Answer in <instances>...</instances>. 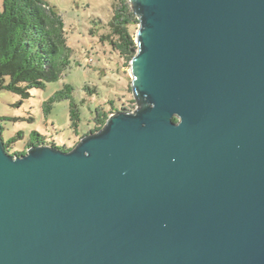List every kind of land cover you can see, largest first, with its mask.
Here are the masks:
<instances>
[{
	"label": "water",
	"instance_id": "95a60500",
	"mask_svg": "<svg viewBox=\"0 0 264 264\" xmlns=\"http://www.w3.org/2000/svg\"><path fill=\"white\" fill-rule=\"evenodd\" d=\"M133 110L6 150L0 264H264V0H129Z\"/></svg>",
	"mask_w": 264,
	"mask_h": 264
},
{
	"label": "rangeland",
	"instance_id": "374dc122",
	"mask_svg": "<svg viewBox=\"0 0 264 264\" xmlns=\"http://www.w3.org/2000/svg\"><path fill=\"white\" fill-rule=\"evenodd\" d=\"M49 2L64 22L70 64L59 80L47 83L45 88L31 89V96L26 99L0 89L2 136L7 141L21 131L23 137L15 144V151L19 152L28 150L35 131L48 142L72 148L82 136L94 131L98 111L111 114L133 110L137 105L131 90L130 60L122 57L110 40L104 38L111 33L109 22L114 14V0ZM2 3L0 0V7ZM138 25V21H133L129 26L134 40ZM68 84L74 88L72 98L55 101L48 109L49 98ZM72 100L80 111L78 127L71 120Z\"/></svg>",
	"mask_w": 264,
	"mask_h": 264
},
{
	"label": "trees",
	"instance_id": "16d2710c",
	"mask_svg": "<svg viewBox=\"0 0 264 264\" xmlns=\"http://www.w3.org/2000/svg\"><path fill=\"white\" fill-rule=\"evenodd\" d=\"M113 8L114 14L109 22L111 33L104 38L110 40L113 49L122 57L131 60L136 42L129 26L138 18L129 0H114ZM69 64L70 48L64 35V22L49 0H3L0 7V89L26 99L31 96V89L45 88L47 83L59 80ZM73 90L68 84L56 92L47 102L48 109L55 101L72 98ZM70 115L73 125L78 127L80 111L74 100L70 104ZM109 115L108 111H98L94 130L103 126ZM34 136L29 146L51 144L62 150L71 149L48 142L36 131ZM21 137L20 131L5 141L9 153L20 155L26 152L15 151V144Z\"/></svg>",
	"mask_w": 264,
	"mask_h": 264
}]
</instances>
